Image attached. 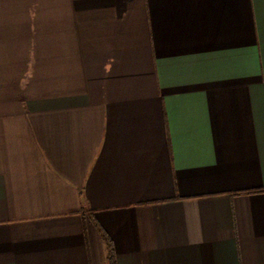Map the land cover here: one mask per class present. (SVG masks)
Listing matches in <instances>:
<instances>
[{"label": "crops", "instance_id": "obj_1", "mask_svg": "<svg viewBox=\"0 0 264 264\" xmlns=\"http://www.w3.org/2000/svg\"><path fill=\"white\" fill-rule=\"evenodd\" d=\"M264 264V0H0V264Z\"/></svg>", "mask_w": 264, "mask_h": 264}, {"label": "trees", "instance_id": "obj_2", "mask_svg": "<svg viewBox=\"0 0 264 264\" xmlns=\"http://www.w3.org/2000/svg\"><path fill=\"white\" fill-rule=\"evenodd\" d=\"M108 264H114V262H113L111 256H110V258H109V260H108Z\"/></svg>", "mask_w": 264, "mask_h": 264}]
</instances>
